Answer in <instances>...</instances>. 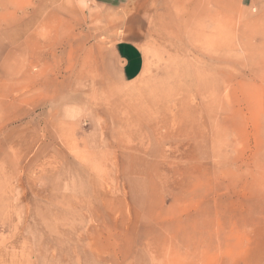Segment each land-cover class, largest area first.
<instances>
[{
	"label": "rangeland",
	"instance_id": "374dc122",
	"mask_svg": "<svg viewBox=\"0 0 264 264\" xmlns=\"http://www.w3.org/2000/svg\"><path fill=\"white\" fill-rule=\"evenodd\" d=\"M126 8L111 38L88 0H0V74L46 91L10 119L0 85V264H264V0Z\"/></svg>",
	"mask_w": 264,
	"mask_h": 264
},
{
	"label": "crops",
	"instance_id": "0c3cea01",
	"mask_svg": "<svg viewBox=\"0 0 264 264\" xmlns=\"http://www.w3.org/2000/svg\"><path fill=\"white\" fill-rule=\"evenodd\" d=\"M89 4L92 6V8H95L98 10V17L100 20L104 23V27L106 28L105 32L107 33V37L115 38L117 37V32H122L125 29H127V23L129 20V15L126 13V7L128 6L129 0H88ZM252 4L249 2V4L246 6V4L243 5V10L246 9V7L250 8ZM115 15V17L113 15ZM2 24L0 21V38L4 37H17V36H23L25 34V30L20 29H12V28H6L2 29ZM5 28V27H4ZM1 43V40H0ZM4 49L0 47V54L4 52ZM3 51V52H2ZM102 66L105 71V73L110 77V79L121 81V82H127V81H133L135 80L142 72L144 67V58L143 53L134 40L130 39H123L120 38L108 45L106 50L103 51L102 54ZM11 78V77H9ZM40 82V81H39ZM39 82H35L32 80L24 81V86L26 89L31 90L33 87H36L37 92L35 94L32 93L30 97H14V90L12 89L13 86H17L16 84L18 81H5L4 75L0 74V85L1 84H8L10 85L9 96H8V104H5L1 109L3 111L8 110V114H5L4 116H7V118L14 119L15 114L17 111H26L27 106H23L21 104H18L17 101H26V100H32L38 99L39 97L42 98L45 94L44 88L39 84ZM21 83L18 85L20 86ZM17 91V90H16ZM27 92V91H26ZM65 93L58 94L56 99L53 100L52 108L56 109L59 115H63V112H67L68 109H74L76 113V117L78 115H81V108L78 107H72V108H65ZM28 94L22 95L26 96ZM61 97H60V96ZM60 97V98H59ZM42 100L45 101L44 98ZM7 101V100H6ZM0 102L2 100L0 99ZM49 102L48 99L46 101ZM45 102V103H46ZM18 111V112H19ZM63 111V112H62ZM17 115V114H16ZM12 116V117H11ZM3 118V117H2Z\"/></svg>",
	"mask_w": 264,
	"mask_h": 264
}]
</instances>
